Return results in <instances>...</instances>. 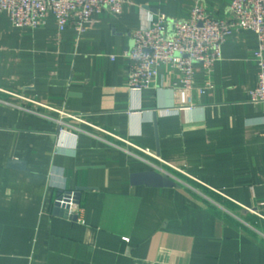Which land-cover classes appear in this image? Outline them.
Segmentation results:
<instances>
[{
  "label": "crops",
  "instance_id": "1",
  "mask_svg": "<svg viewBox=\"0 0 264 264\" xmlns=\"http://www.w3.org/2000/svg\"><path fill=\"white\" fill-rule=\"evenodd\" d=\"M195 2L127 0L81 35L52 16L33 30L0 12V264H264L256 34L227 36L213 87L190 96L192 109L163 111L177 100L167 66L153 87L128 89L132 32L150 14L183 20ZM201 2L230 18L233 0ZM194 71L203 85L202 65ZM58 110L82 120L61 124ZM151 170L177 184H132ZM79 188L82 220L54 215L59 195Z\"/></svg>",
  "mask_w": 264,
  "mask_h": 264
},
{
  "label": "built area",
  "instance_id": "2",
  "mask_svg": "<svg viewBox=\"0 0 264 264\" xmlns=\"http://www.w3.org/2000/svg\"><path fill=\"white\" fill-rule=\"evenodd\" d=\"M178 1V0H173ZM127 0H0V12L8 13L16 27L37 30L46 26L52 16L61 30L73 27L79 35L85 32L97 14L104 12L118 15ZM229 19L209 13L201 0H196L189 9L187 18L171 21L166 14H150L144 28L132 32V46L124 52L129 62L128 89L140 93L155 85L159 68L167 66L176 71L177 82L172 86L177 98L176 104L164 108L165 113L180 109H192L190 96L204 94L213 87L212 76L216 63L222 58V49L227 36L234 31H253L258 46L253 59L258 66V81L251 92V100L264 106V0H233ZM201 64L206 81L198 85L194 79V66ZM37 104L56 110L37 101ZM62 118L81 121V117L58 110ZM154 156L149 149H142ZM74 192V191H73ZM63 191L60 195H64ZM66 204V217L82 220L80 203L71 194ZM259 208H264V203ZM251 212L262 216L258 210Z\"/></svg>",
  "mask_w": 264,
  "mask_h": 264
},
{
  "label": "water",
  "instance_id": "3",
  "mask_svg": "<svg viewBox=\"0 0 264 264\" xmlns=\"http://www.w3.org/2000/svg\"><path fill=\"white\" fill-rule=\"evenodd\" d=\"M15 164V162L13 163ZM131 182L134 185H147L150 187H174L177 183L167 174L163 175L155 170L135 173L131 176ZM83 188H79L73 191H66L64 195H59L53 206V214L57 216L66 217V204H62L61 201L69 202L71 194H74V198L77 203H80V195ZM76 220V217L72 218Z\"/></svg>",
  "mask_w": 264,
  "mask_h": 264
},
{
  "label": "rangeland",
  "instance_id": "4",
  "mask_svg": "<svg viewBox=\"0 0 264 264\" xmlns=\"http://www.w3.org/2000/svg\"><path fill=\"white\" fill-rule=\"evenodd\" d=\"M181 180L184 181V182H186V183H188L189 185H191V187H193L194 189H198V190H200V191L203 190V189H202L201 187H199L198 185L191 184L189 181H186L185 179H182V178H181Z\"/></svg>",
  "mask_w": 264,
  "mask_h": 264
}]
</instances>
